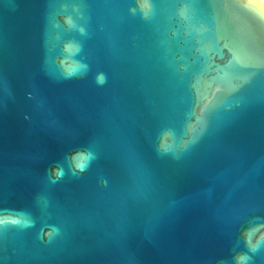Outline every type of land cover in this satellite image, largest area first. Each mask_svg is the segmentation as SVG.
Wrapping results in <instances>:
<instances>
[{
	"label": "water",
	"instance_id": "1",
	"mask_svg": "<svg viewBox=\"0 0 264 264\" xmlns=\"http://www.w3.org/2000/svg\"><path fill=\"white\" fill-rule=\"evenodd\" d=\"M0 264H264V2L0 0Z\"/></svg>",
	"mask_w": 264,
	"mask_h": 264
},
{
	"label": "clouds",
	"instance_id": "2",
	"mask_svg": "<svg viewBox=\"0 0 264 264\" xmlns=\"http://www.w3.org/2000/svg\"><path fill=\"white\" fill-rule=\"evenodd\" d=\"M262 2H264V0H262Z\"/></svg>",
	"mask_w": 264,
	"mask_h": 264
}]
</instances>
